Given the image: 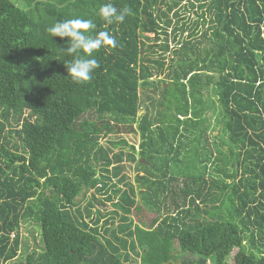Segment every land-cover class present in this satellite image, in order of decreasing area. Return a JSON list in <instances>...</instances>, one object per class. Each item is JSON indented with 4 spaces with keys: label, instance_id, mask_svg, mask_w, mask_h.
<instances>
[{
    "label": "trees",
    "instance_id": "trees-1",
    "mask_svg": "<svg viewBox=\"0 0 264 264\" xmlns=\"http://www.w3.org/2000/svg\"><path fill=\"white\" fill-rule=\"evenodd\" d=\"M107 2L0 0V264H264V0ZM76 17L117 41L82 84Z\"/></svg>",
    "mask_w": 264,
    "mask_h": 264
},
{
    "label": "clouds",
    "instance_id": "clouds-1",
    "mask_svg": "<svg viewBox=\"0 0 264 264\" xmlns=\"http://www.w3.org/2000/svg\"><path fill=\"white\" fill-rule=\"evenodd\" d=\"M130 12L128 8L118 10L110 0L98 10V14L108 24L122 23ZM95 27L93 20L76 17L57 21L48 28L52 37L68 38L67 48L64 51L72 58L63 62L68 76L77 84L90 81L95 70L100 67V62L93 56V53L101 48H114L117 44L116 37L107 31L86 35Z\"/></svg>",
    "mask_w": 264,
    "mask_h": 264
},
{
    "label": "rangeland",
    "instance_id": "rangeland-1",
    "mask_svg": "<svg viewBox=\"0 0 264 264\" xmlns=\"http://www.w3.org/2000/svg\"><path fill=\"white\" fill-rule=\"evenodd\" d=\"M183 6H185V4H183L181 8H183ZM183 10H184L183 13L187 14V13L185 12V9H183ZM192 14H193V12H192ZM192 14H191V16H192ZM194 17H195V16H194ZM148 35L153 36V34H149V33H148ZM164 76H165V75H162V77H164ZM215 89H216L215 87H210V90H211V92H213V93H215ZM212 136H215V135H212ZM131 140L133 141L132 137H131ZM137 147H139V146L137 145ZM141 159H142V158H141ZM124 168H125V173L128 175V180H127V181H129L130 184H133V185L136 187V189H137V186L139 185V183H138V181H137V170H136V167H135V163L132 162V161L126 160V162H124ZM138 190H139V188H138ZM138 190H137V192H139ZM116 199H117V197H116ZM115 201H117V200H115ZM84 206H85V205H82V208H83V209H84ZM109 207H111V209H115V207H114L113 205H111V204H109ZM116 209H117V208H116ZM131 216H132V215H131ZM22 233H23V235L28 236L29 241H30V245L32 246V244L34 243V237L31 235L32 233L26 229V226H24V228H23V230H22ZM35 234H37V232H36ZM37 235H38V234H37ZM38 237H39V236H38ZM36 241L39 242V238H37ZM245 246H246V248H247L248 251L253 250V248H252V246L250 245L249 242H245ZM238 250H239L238 247H236V248L234 249V251L232 252V255H231L230 258H229V260L233 259V256L238 252ZM132 257H133L137 262L140 261V257H139V256L137 257V255H136V256L133 255ZM174 263H175V264H182V260H181V259H178V260H176ZM135 264H136V263H135Z\"/></svg>",
    "mask_w": 264,
    "mask_h": 264
},
{
    "label": "water",
    "instance_id": "water-1",
    "mask_svg": "<svg viewBox=\"0 0 264 264\" xmlns=\"http://www.w3.org/2000/svg\"><path fill=\"white\" fill-rule=\"evenodd\" d=\"M146 18H147V15H146ZM141 161L147 162L145 158H142Z\"/></svg>",
    "mask_w": 264,
    "mask_h": 264
}]
</instances>
